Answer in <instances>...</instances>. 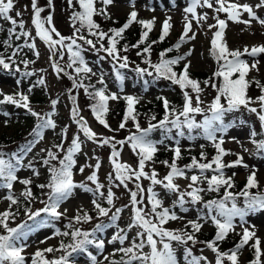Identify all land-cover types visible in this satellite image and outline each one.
I'll use <instances>...</instances> for the list:
<instances>
[{"label":"snow or ice","instance_id":"obj_1","mask_svg":"<svg viewBox=\"0 0 264 264\" xmlns=\"http://www.w3.org/2000/svg\"><path fill=\"white\" fill-rule=\"evenodd\" d=\"M100 3L104 5L102 8L96 7V0H67L68 7L75 9V6H79V10H74L71 16L72 26L74 28L71 37H65L55 28L53 25V16L51 14L42 16L45 12V8L38 5V0H31L32 17L31 24L35 28V35L48 47L52 56L59 53L60 58L63 59L64 50H67L68 63L67 68H71L77 77H81V74L87 76L88 74L96 75L90 67L87 66L84 57L82 56V46L78 41H83L84 44L89 45L96 51H103L107 57H111L114 63V71L116 79L121 82L124 80V76L118 69H124L128 67V57L119 55V49L117 47L119 39H123L125 31L135 22L141 25L142 31L139 40L136 44L131 45L133 48H139L140 45H146L141 51L137 52V55L150 54L153 44L163 42L169 35L172 27L171 17H166L161 26V32L157 41L147 43L149 33L152 31L155 24V17L148 20L138 19V12L133 10L128 14L126 22L119 28H112L109 32L100 30V26L94 21L95 15H102L105 18H110V14L106 11L107 6L113 3V0H100ZM48 6L52 7V0H48ZM134 7V0L132 3ZM14 8V0H0V19L8 21L12 28L9 31L15 35L16 39H20L21 36L25 38V44L21 47H27L33 50L34 54L39 57V53L36 51L35 43H29L28 39L30 33L25 31V23L23 19L19 21L10 15L11 10ZM197 8H209L214 13H226L227 20L234 23H242L249 27L253 22L259 23L264 27V18L257 15L256 9L264 8V0H258L253 6L248 3L240 4L238 2H230V0H215V6L213 0H188V6L183 9L184 26L178 41L170 48L162 51L158 63L153 64L150 59H144L143 63L147 64L153 69L155 77L157 79L163 78L169 80L173 85H178L183 94V104L181 108H176L170 105V102L163 97L159 99L163 100L165 114L164 117L158 123H150L148 128H141L139 123L136 122L135 105L139 102L138 98L131 95L124 96L126 101V110L124 117L119 124L120 129L126 127V123L131 119L135 125L136 131L130 134L125 140H115L114 137L98 138L97 134L93 132L87 121L80 115V111L75 103V97L70 95V99L73 102L71 110V117L73 122L78 125V131L82 132L87 140L97 143L99 146L110 145L112 148L109 160L112 165V171L114 173L115 181H119V185L128 187L129 182H134L135 191L129 189L130 204H131V222L128 225V230L132 228L139 229L136 233V237L132 240L131 245L128 247H120L116 251L123 254L119 261H112L111 264H178V259L175 254L173 242L187 245L188 242L203 243L206 247L215 254V264H224L227 260L230 264H238V255L240 250L249 244L250 240L255 238V242L251 247L255 250V258L250 264H264L261 261L262 251L260 248L261 240L256 237L255 231H250L247 224L246 217L250 214H254L259 211H264V192L257 191L252 193V189H259L260 184L257 179V170L250 169V174L247 176V182L243 189L239 193H233L229 189L234 187V181L232 177H226L224 173L225 168H231L235 166H243L248 168L249 166L244 163L243 156L237 154L235 161L225 164L223 157L230 155L222 145L225 143L224 136L228 132L229 125L225 123L224 117L227 113L238 111L241 107L247 109V111L256 114L259 122L261 132L264 133V84H261L259 80L255 78L248 79V74L251 70L259 71V60L256 59L261 54H264V45H254L251 48L245 46L243 51L236 49L230 50L224 39L225 29L227 27V21L220 19L219 15H214L212 19L216 21L215 24L208 25L209 30L216 28L210 41L209 54L211 58L217 64V70L212 74V77L203 81L205 87H212L216 91V95L207 105V109L202 108L204 103L201 99V93L203 89L200 86V81L192 79L189 75L190 62L184 63L183 69L178 73L174 70V66L178 65L181 61L186 60V57L191 55V50L184 55H179L174 58H166L168 53L174 50H179L181 46L187 43L189 40L196 38V33L192 32V20H195L198 25L201 22L208 20L207 13L202 15L197 14ZM154 11L155 9H149ZM243 13L247 14L248 19H241ZM189 14L191 19L189 18ZM21 12H16V17H21ZM20 29L19 33L16 29ZM82 30H86L88 35L95 37L96 39H89L82 35ZM191 32V35L189 33ZM55 37V38H54ZM119 38V39H118ZM107 39V46L105 47L103 41ZM6 47H11L9 41H5ZM97 43L100 47L97 49ZM59 46V47H58ZM129 45L123 46V51L127 52ZM17 55V51L13 50L12 54L8 57L0 55V67L4 70H11L12 66L16 64L13 59ZM251 57L252 60L242 59L244 56ZM52 57H50L51 59ZM106 57L101 56L100 59ZM25 66L34 61H23ZM118 65V68H116ZM75 66V67H74ZM53 70L57 73L64 72L58 63L53 62ZM15 71L19 72L17 67ZM135 71L138 75L143 76L147 74L153 75V71H148L146 68L136 67ZM33 73L25 72L23 75L30 76ZM67 74V73H65ZM235 77V78H234ZM70 79H73V88H83L85 94L94 101L91 105V111L95 119L99 124L103 125L109 131H115L107 123L105 116L109 111V101L118 100L121 97L115 93H108L107 88L101 87L95 88L94 85H85L81 80H77L69 75ZM219 78V83L216 79ZM19 86L20 81L17 80ZM38 83L44 84L43 78ZM98 84L104 85L103 74L97 81ZM255 83L256 87L260 91V95L253 98L248 95V89L251 84ZM92 91H89V89ZM191 89V93L187 91ZM122 90V89H121ZM31 92V89H29ZM195 94V101H193V95ZM3 99H0V104L10 103L17 107L26 109L33 117L37 119V124L33 129L34 139L29 142L22 152H31L32 148L43 138V131L45 129H55L56 124L53 120L55 114L56 100H53L52 111L41 115L31 109L29 103V96L23 92H16L13 95L3 94ZM223 101V102H222ZM252 105H258L254 107ZM197 115H203L204 118L201 121L196 120ZM155 120V116L151 118ZM160 128L166 133L176 130L177 137H184L187 129V139L194 140L196 136L193 135L195 130H200L204 139L210 141L216 150V155L213 156L209 162H201L207 159L205 153L201 151L200 159L196 157L191 158V162L185 165L183 168L179 167L177 161L181 158V147L179 139L175 137H167L174 139L175 147L170 148L173 152L171 162L165 160L161 161L169 169L167 174L162 178H158V173L153 168L151 172H146L145 168L149 162L154 161V157L158 151V144H162L161 141H153L150 138V133ZM67 128L63 129L61 136L66 138ZM220 134L219 137L217 134ZM257 132L252 131L250 133L251 142L254 144L256 154H264V139L256 140ZM236 140L235 137L232 138ZM239 143L238 140H236ZM128 144L132 151L138 157L136 167H133L127 163L121 162V152L117 150V145L123 147ZM82 141L79 136H74L71 140L70 146L65 150L63 142L53 145L56 152L52 150L42 149L46 151V157L42 162L48 167L50 178L46 184H39L37 187L41 189H49L47 194V200L44 201V207L31 212L25 211L27 219L33 221L35 225L37 218L41 214H46L50 220H58L64 213L58 209L61 204L68 200L75 188H81L85 192L99 193L100 197L105 198L108 205H113L114 193L111 188L108 189L106 196L101 192L104 187L97 176V170L101 167L99 160L97 159L94 165V170L91 175L87 177V180L95 185V189L88 187L86 184H76L73 180L72 169L76 165L77 161L75 156L81 151ZM201 149L204 145H200ZM248 151V149H244ZM64 152L62 158H59L57 153ZM4 153L0 152V187L8 190V195L5 197L8 200L9 207L12 205H18V198L12 194L14 182H19L24 186V190L21 192V196L26 200L33 198V193L29 185L32 183L30 178L21 179L17 176V172L22 166L23 156L17 153L11 155V159H4ZM52 161H57V165H53ZM27 167L32 170L33 175L39 176V172L33 167L32 162L29 161ZM193 169L197 170L198 174L187 175ZM83 172V167L80 168ZM211 171L212 175L209 177L205 175L206 172ZM235 175V174H233ZM177 178H187L190 180L186 191H180L179 185L175 183ZM113 179L112 173L109 174V181ZM146 179L150 181L149 187L145 190L141 187L139 181ZM206 182L207 188L201 187V184ZM160 185L167 192L175 193L176 200L173 202L171 208L165 207L163 201L159 198L158 194L153 190V186ZM221 188H224L223 196L220 199H213L204 202L201 193L219 192ZM146 191V197H145ZM243 197V207L238 206L237 199ZM147 201L145 204L144 201ZM95 210L100 217L109 216L110 208L103 207L99 199H93L91 201ZM203 203V209L206 212L198 214L196 219L187 220V223L181 229H168L165 225L169 221H175L177 219H183L177 215L173 209L179 208L180 211L187 213L189 208L186 204L197 205ZM150 206V207H149ZM67 210H65L66 212ZM80 212H83L81 215ZM122 209L117 208L115 212H112L109 217L110 221L115 223L120 216ZM16 213L9 210L0 212V229L6 234L0 235V264H27L25 255V249L27 247L25 241L29 233L33 230L27 222L20 224L16 227H10L9 221L15 218ZM75 223L88 222L91 217L86 211L80 210L72 218ZM211 221V224L215 227V236L210 241H197L196 233H199L203 227L201 221ZM238 220L239 226L243 227V233L238 243L232 249L228 251H221L218 242L224 241L229 232H232L237 227L234 222ZM48 224L50 221H43ZM71 231L60 232L58 229L55 232L57 236L71 238V243L65 244L60 242L58 248L48 247L45 249H37L32 254L31 264H71L70 257L74 253L86 252L88 246L94 245L97 250L102 251L104 249V241L97 240L95 234L99 232L103 225L98 224L92 232L81 231L79 228H73V224L66 225ZM255 228V225H252ZM191 229L189 231L188 229ZM48 237L47 239H51ZM127 239V232L121 230V232L113 235L108 243L119 241L120 245H124ZM46 240H41L40 243H45ZM149 250L144 252L145 248ZM60 251L62 255L59 258L48 259L46 254ZM185 254L191 257L187 261V264H201V261L206 262L205 257L192 256L191 250L185 248ZM105 260L108 257L104 258ZM92 264H99L95 256H91Z\"/></svg>","mask_w":264,"mask_h":264},{"label":"rangeland","instance_id":"obj_2","mask_svg":"<svg viewBox=\"0 0 264 264\" xmlns=\"http://www.w3.org/2000/svg\"><path fill=\"white\" fill-rule=\"evenodd\" d=\"M45 0H38V5L43 7L45 4L43 3ZM48 1V0H47ZM230 2H238L240 4L248 3L250 5H255L258 0H230ZM133 0H113V3L107 6L106 11L110 14L111 18L119 19L125 18L127 14L131 11L135 10L138 12V19L148 20L155 17V31H157V27L162 26V22L166 17H171L172 27L170 29V36H178V33H182L184 26V15L183 9L188 6V0H134V7H132ZM215 6V0H213ZM96 7L102 8L104 5L100 3V0H96ZM48 8H50L48 6ZM52 9V10H51ZM50 11H46L53 16V25L55 28L61 33L66 32L69 37V30L73 27L71 16L74 10L77 11L76 6L75 9H70L67 4V0H52V7ZM149 9H155L151 11ZM16 12H21V17H16ZM257 15L261 18H264V8L256 9ZM207 13L208 20L206 22H201L200 25L197 24L195 20H192V32H195L196 38L194 40H189L185 45V53H188L191 50V55L186 57V60L181 61L182 64L186 62H190V70L197 72H211L213 69V63L210 59L207 52V44L209 43V39L212 38L213 33L217 30L216 28H212L209 30L208 25L215 24L216 21L212 19L214 15H219L220 19H225L227 21V27L225 29L224 39L227 43V46L230 50L239 49L243 51L245 46L251 48L254 45H264V27H262L259 23L253 22L249 27L248 25L242 23H234L230 20H227L226 13L216 14L212 9L209 8H197V14L202 15ZM11 16L16 18L18 21L23 19L25 23V29L30 33V37L28 39L29 43H35L36 51L39 53V57L34 54L33 50L29 49L27 51V57L25 60L34 61V63H29L25 66L24 63L18 66L20 70H27L33 73L31 76V80L22 76V79H19L20 84L17 85V78H15L12 74H6V72L0 69V92L3 94L13 95L16 92H23L29 96V103L31 109L41 115L49 113L52 111V101L56 100L57 104L55 107V114L53 116V120L56 124L55 129H45L43 131V138L40 139V142L37 144L35 148L30 152V156L24 158L22 160V166L20 170L17 172V176L21 179L30 178L32 182L35 184H46L48 182V174L45 169L42 168L39 163L32 162L33 167L40 173L39 176L33 175L31 169L27 167L28 160L31 157L39 156L44 154L46 151H41L42 149L46 150V146L51 142H55L56 132L60 130V136L63 129L67 128L66 138H60V141L63 142L64 149L70 146L71 140L74 136H79L82 141L81 151L78 152L75 156L77 161L76 165L72 169L73 171V180L76 184L84 183L88 187L95 189V185H93L90 181L87 180V177L92 174L94 170V165L99 160L101 167L97 170V176L99 182L104 185L101 189V192L106 193L109 188L114 193V201L113 205H108L106 203L105 198L100 197L99 193L93 192H85L81 188H75L71 197L64 201L60 208L58 209L60 212L64 213L59 219L63 222L71 221L72 218L78 213V211L83 210L86 212L93 211L95 208L91 201L93 199H99L100 203L105 205L106 208H110L109 216L100 217L92 216L91 220L88 222H81V230L86 232H92L98 224L103 225V228L95 234V238L97 240H103L104 249L102 251L91 250L90 254L87 255L88 259H82L78 264H92L91 256H95L99 264H111L112 261H119L118 256L122 255V253L116 251L120 247H128L131 245L132 240L136 237V233L139 229L132 228L128 230L126 225H129L131 222V204H130V193L129 189L135 191L134 182H129L128 187L125 188L123 185H119V181H115L114 173L112 171V165L110 163L109 157L112 151L110 145L99 146L97 143H93L90 140H87L83 133L78 131V125L73 122L71 117V110L73 107L72 101L69 98L70 95L74 96L72 89L70 88L71 82L73 79L69 78L71 75L73 78H76L78 81L81 80V77L89 78L97 80L101 75L100 67L93 61H87L86 64L88 67L92 69L96 75L88 74L85 76L81 74V77H77L76 73L72 71L71 68H67L66 65L68 63V54L67 50H64L63 59L60 58L59 53L57 55L52 56V53L49 51L48 47L35 35V28L31 24L32 17V9H31V0H14V8L11 10ZM189 18L191 16L189 14ZM241 19H248L247 14L243 13L240 17ZM181 35V34H180ZM191 35V32L189 33ZM55 38V37H54ZM1 40V38H0ZM78 43L82 46L83 52L88 57H106L103 61H107L108 65H113V61L106 56V53L103 51H96L91 48L89 45L84 44L83 41H78ZM59 47V46H58ZM97 49L99 45H96ZM183 54V55H184ZM50 57H52L50 59ZM242 59L248 60L251 62L252 58L248 56L242 57ZM256 59L259 60L258 68L259 71L251 70L248 74V77L258 78L264 81V54H261ZM53 62L58 63L62 68H64V72L57 73L53 70L52 64ZM75 67V66H74ZM67 73V74H65ZM43 78L44 84L38 83V81ZM64 86L67 87V91L65 92ZM38 87V88H37ZM31 89V92H29ZM110 91L112 93L117 94L118 96H133L138 98L139 101L144 102L150 100L154 95H156L155 90H139L138 88H134L127 81L123 82L122 90L111 87ZM168 94V93H166ZM45 95L43 104H33L32 100L35 96ZM193 101H195V94H193ZM0 99H3V96L0 95ZM201 99L203 100L202 108H206L208 104H210V97L207 95H201ZM78 100V99H77ZM14 104H0V136L6 135L7 137L16 136L21 131H26L32 125L33 117L30 116L28 111L22 107H14ZM78 109L80 111V115L87 121L89 128L95 132L98 138H106L112 137L111 133L115 135L119 140H125L134 130L127 129L122 130L118 125H114L113 122L109 124V126L115 131H109L103 125L99 124V122L92 117V112L89 113L86 109H82L80 103H77ZM254 107H258V105H252ZM243 108V107H242ZM245 109V108H243ZM256 119V129L258 131L256 140H261L263 137L262 132L260 133V122L257 120L256 114H252ZM61 127V129H60ZM252 130L248 126H238L236 128H232L228 130V132L224 136L225 143L222 145L224 147H228L235 151L236 155L239 154L243 156L244 163L249 167L245 168L243 166H235L231 168H225L223 171L226 177H232L237 181H244L247 176L250 174V169L257 170V179L260 185L264 186V158L255 157L253 153L254 144L251 142L250 133ZM220 135V134H219ZM219 135H217L219 137ZM235 137L236 140L232 138ZM200 145H204V148L209 147L212 143L208 140L204 139H195L192 142L181 141L180 147L181 150L187 147H191L194 150H200ZM117 147V146H116ZM175 147V143L170 145V148ZM5 147H2L4 149ZM248 149V151H244V149ZM121 152V162L127 163L133 167H136L138 162V157L132 151L128 144H125L123 147L117 148ZM83 167L84 171L81 172L80 168ZM149 167L145 168L146 172H151ZM112 173L113 179L109 181V174ZM158 178L162 179L167 172L165 169L158 170ZM212 174V172L210 171ZM235 174V175H233ZM188 175V173H187ZM141 187L145 190L149 187L150 181L146 179H142L139 181ZM175 183L179 185L180 191L188 190L187 186L190 183V180L187 178H177ZM207 188V186H201ZM23 185H21L18 181L14 182L12 193L16 194L20 190H22ZM153 190L158 194L159 198L163 201V205L165 207L171 208L173 202L176 200L175 193L167 192L162 186L156 185L153 186ZM8 190L5 188H0V212L5 210L13 211L15 209L14 205L9 207V201L5 199L8 195ZM202 197H209L212 195V192L205 191L201 193ZM146 197V191H145ZM144 203L147 201L145 199ZM43 207V202L35 204L29 210L31 212H35ZM150 207V206H149ZM186 207L189 208L187 213L180 211L179 208L173 209L176 211L177 215L183 217V219H177L175 221H169L165 227L168 229H177L179 226L186 224L187 220L196 219L198 214H200L203 210V205H191L186 204ZM117 208L122 209L120 213L119 219L113 223L110 221L109 217L112 212H115ZM65 210H67L65 212ZM206 210V209H205ZM207 211V210H206ZM83 214V212H80ZM27 216L24 212L21 215L16 216V220L11 222V226L19 225V223L25 219ZM247 224L246 227L249 228L250 231H255L256 237L261 240L262 249H264V211H259L254 214H250L246 217ZM237 224V227L234 231L229 232L231 235L238 233L242 235L243 227L239 226V221H234ZM203 223V227L201 229L202 232H207L210 230H214L215 227L211 224V221L207 222L201 221ZM255 225V228L252 227ZM125 230L127 232V239L125 240L124 245H120L119 241H115L113 243H108L111 240L113 235L121 232V230ZM57 228L55 226L50 227H42L38 228L29 233L27 240L25 241L27 247L25 255L27 264H31V257L35 251L39 249H45L48 247L57 248L62 240L61 236L55 235ZM2 231V230H0ZM48 237H52L51 239H47ZM41 240H46L45 243H40ZM255 242V238L249 241L248 245H245L243 249L240 250L238 256V264H245L246 255L247 257L250 255V250L248 246L252 245ZM190 247V245L188 244ZM173 247L175 249V254L178 259V264H187V261L191 259V257L186 256L185 248L187 245L179 244L177 242H173ZM188 248V247H187ZM149 249L146 247L143 251L147 252ZM192 256L194 257H205V261H201V264H215V254L209 250L207 247L202 248L201 250L192 249L190 247ZM108 257L107 260L104 258ZM264 262V259H262ZM230 263L227 260L224 261V264Z\"/></svg>","mask_w":264,"mask_h":264},{"label":"trees","instance_id":"obj_3","mask_svg":"<svg viewBox=\"0 0 264 264\" xmlns=\"http://www.w3.org/2000/svg\"><path fill=\"white\" fill-rule=\"evenodd\" d=\"M43 3L45 4L43 6V8H45V12L42 13V16H47L48 13L46 11H49L48 2H47V0H45V1H43ZM76 9H77V11L79 10L78 5H76ZM93 19L100 26V30H102L104 32H109V30L112 28L121 27V24L125 23L127 20V19L114 20L111 17L105 18L102 15H95L93 17ZM5 22H8V21H6L4 19H0V37H1L0 55H2L3 57H7L12 50L17 51V55L15 57H13V59L16 61V64L13 65L11 70H10V72H14L13 69L17 68L19 65H21L23 63V61H25V58L27 57V51L26 50L28 48L27 47H20V46L25 44V38L21 36L20 39H16L15 35H13L9 31V29L12 28V25H10L9 27H6L3 25ZM19 31H20V29L17 28L16 32L19 33ZM73 31H74V29L70 30L69 35H72ZM141 31H142L141 25L134 22L123 34V39L118 38L119 43H118L117 47L120 50L119 55L127 56L128 61H129L127 68L118 69V70L124 76V79L131 80L134 85H138L140 87L154 86L159 91L170 92V95H167V96L158 95L149 102H145L143 104L137 103L134 106L135 107V113L134 114H136V122L139 123L141 128H148L150 123H153V124L158 123L164 117L165 110H164L163 100L159 99L160 97L166 98L170 102L171 106L179 109L182 107V104H183V95L181 94L182 92L180 91V88L178 85H173L169 80H165L163 78L157 79L155 77V73H154L153 69L150 68L147 64L143 63L144 59H146V58L150 59L153 64L158 63L159 59H160L159 54L162 51L172 47L174 44L168 39V36H167L163 42L156 43V44L152 45L150 54L137 55V52L141 51L143 49V47H145L146 45H140L139 48H133V47H131V45H134L138 42ZM160 32H161V30L156 34H153L151 31L149 33L148 40L146 41V44L151 43L152 41H157L159 39ZM81 34L86 36L89 39H93V40L96 39L95 37L88 35V32L86 30H82ZM5 41H9L11 44V47H6L5 43H4ZM103 43L106 47L107 46V39L105 41H103ZM97 44L100 47V44L99 43H97ZM125 44L129 45L127 52L123 51V46ZM209 49H210V45L208 46V54H209ZM179 55H181L180 49L178 51L174 50L171 53H168L166 58H174V57L179 56ZM209 57L211 58L210 54H209ZM109 58L112 60L111 57H109ZM96 62L99 64V66L102 69L103 77L108 78L109 82H111L112 84H115V82H117L118 80L116 79V75H115L114 70L112 69V67L110 65L107 64V61L106 60L103 61L102 59L98 58L96 60ZM212 62L214 64L213 65L214 68H213L212 72H193V71L189 70V75L192 79L200 81V86L203 89L202 92L208 93L209 95H210V92H212L216 95V91L212 87H210V86L205 87L203 84V81L212 77V74L217 70L216 62L213 59H212ZM183 66L184 65L179 63L178 65L174 66V70L179 73L183 69ZM113 67H114V63H113ZM136 67L146 68V69H148V71H153V75L149 76L147 74H144L143 76H140L135 71ZM116 68H118V65H116ZM14 73H17V71H15ZM25 77L27 79H29L28 77H31V76H25ZM80 79H82V82L85 85L91 84V85H94L95 88H97V89H99L101 87H105V86L107 88V85H105V84L104 85L98 84L97 83L98 80L93 81V80L87 79L85 77H81ZM256 80H258V79H256ZM216 82L219 83V78L216 79ZM260 82H261V84H264V82H262V81H260ZM70 88L73 91L76 106H77L76 98H78L82 109H86L89 113H91L92 112L91 111V105L94 103V101L92 99H90L87 94H85L84 89L83 88H73V81L71 82ZM250 89L252 90V92H258L260 94V91L256 87L255 83L251 84L249 89H248V95L249 96H250ZM64 90H65V92L67 91L66 86H64ZM187 90H191V89H187ZM89 91H92V89L90 88ZM107 92L111 93L108 91V88H107ZM44 97H45V95L35 96L34 99L32 100V103L33 104H43L44 103ZM255 97H257V96H254L253 98H255ZM72 104H73V102H72ZM125 110H126V101L123 98H120L118 100H113V104L111 107H109V111L105 116L107 123L110 124V121H112L114 125L119 126V124L123 120ZM153 116H155V120L151 119ZM196 118H197L196 119L197 121H201V120H203L204 116L203 115H197ZM224 121L226 124L229 125V128L234 127V126H238V125L254 126V120L252 119L250 114L246 111L241 110V109H239L238 111L227 113L224 117ZM32 122H33V124L31 126L35 128V124L37 122L35 123L34 120ZM31 126L26 131L19 132L16 135L15 139H13L12 137H7L6 135L0 136V152H3L5 154L3 157L4 159L10 160L11 155L13 153H17V154L22 155V156H25L27 154V153L22 152V149H25L28 146L27 143H28L29 139L30 140L34 139L32 133H31V128H32ZM130 128H135V125L131 119H129L127 121L126 127L122 130H127ZM184 131H185L184 137H177L175 129H173L172 132H170V133H166L162 129L157 128L150 133V138L153 141L163 140V143L158 144V145H164L166 143L174 141V139H169L167 137H175V139H181V138L187 139V129H184ZM199 132H200V130H195L193 132V135L195 136L196 133H199ZM53 145H56V144L53 143L48 148V150L50 149L54 152L56 149L53 147ZM2 147H5L4 148L5 150L2 149ZM227 151H229V150H227ZM203 152L205 153V156L207 157V159L204 161H201V162H205V163L211 161L213 156L216 155L215 148H213L209 151L206 150ZM200 153H201V151L195 152V151H192L190 148H188L184 151H181V158L177 161L178 166L183 168L185 165H187L191 162L192 157H196L199 160L200 159ZM230 153H231L230 155H226L225 157H227V159L229 161H233V155L234 154L232 151ZM256 155H258V154H256ZM261 155H263V154H259L258 156H261ZM172 156H173V152L171 150H168V149L159 150L158 149V151L154 157V161L149 162L150 169L152 170L154 168L156 171L158 169H161V170L165 169V170L169 171V169L167 167H165V165L162 164L161 161L167 160V161L171 162ZM45 157L43 155H40L37 159L32 160V162H39L40 163L43 160V158H45ZM223 162L225 164L228 163L227 160H225ZM52 164L58 166L57 161H52ZM45 167L48 169L47 166H45ZM209 172L210 171L206 172L205 175L210 177L211 174ZM192 174H198L197 170L193 169L191 172H188V176H190ZM48 178H50L49 172H48ZM233 181H234V187L229 189V191H231L233 193H239L243 189L244 185L247 182V181L238 182L234 179H233ZM201 185H207V183L204 182ZM29 187L31 188V191L33 193V198L31 200H26L20 195L24 189L19 194H13L18 198L19 203H18V205H14L16 209L13 212L16 213V215H15L14 219L9 221L10 227H12L10 225V223L16 220L17 215L21 214L23 211H26V209H28L30 205H32V206L35 205L36 202L42 198V196H44L45 200H47V194L49 192V189H47V188L41 189V188L37 187V184H35L33 182L29 185ZM261 190H264V188L260 186L259 189H252L251 192L256 193L257 191H261ZM223 193H224V188H221L218 193L214 192V196L212 198L220 199L223 196ZM101 205L103 207H106L103 204H101ZM87 213L89 214L90 217L92 215H96V216L98 215V212L96 210L94 212L92 211V212H87ZM43 221H50V223H48L46 225H52L57 220H50V218L47 217L46 214L42 213L41 216L37 218L35 225L33 224V221H30V220H27L25 222H27L30 226H32L34 228L38 224H41V225L45 224V223H43ZM69 223L73 224V228H79V223H75L74 221H68V222L63 223V227L60 228L61 233L65 232V231H69V232L71 231V229L66 227V225H68ZM183 227H184V225L179 227L178 229H181ZM0 230H2V229H0ZM188 230L191 231L190 228ZM2 231H0V232H2ZM215 232H216V230H214L210 233L200 231L199 233H196L197 241H210L215 236ZM3 234H5V233H3ZM3 234L0 233V235H3ZM62 241L65 244H68V243H71V238H70V236L69 237H63ZM238 242H239V236L232 237V236L228 235L224 241L218 242V244H219L220 250L226 252L229 249H232L235 246V244ZM188 244L190 245V247L192 249H197V250H201L202 248L206 247L205 244L199 243V242L195 243V244H193L192 242H188ZM261 251H262L261 258H263L264 257V250L261 249ZM55 253L56 252L50 253V258H48V257L47 258L48 259H54V258H58L62 255V252H60V251H59V254L57 256H55ZM79 254H81V252L74 253L71 257L72 258H78ZM254 258H255V250L252 249L250 251V255L248 256V258H246L247 264H250V262Z\"/></svg>","mask_w":264,"mask_h":264}]
</instances>
